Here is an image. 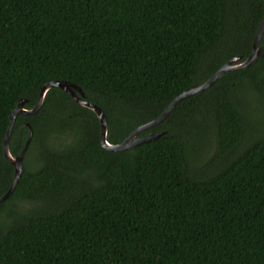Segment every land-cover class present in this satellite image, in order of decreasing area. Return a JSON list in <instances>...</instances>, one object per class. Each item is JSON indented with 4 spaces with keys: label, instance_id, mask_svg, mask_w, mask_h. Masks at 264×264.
<instances>
[{
    "label": "trees",
    "instance_id": "1",
    "mask_svg": "<svg viewBox=\"0 0 264 264\" xmlns=\"http://www.w3.org/2000/svg\"><path fill=\"white\" fill-rule=\"evenodd\" d=\"M264 0H0V196L9 113L52 80L101 108L119 143L229 58L243 61ZM258 54L179 100L120 151L59 87L15 114L0 264H264V27Z\"/></svg>",
    "mask_w": 264,
    "mask_h": 264
},
{
    "label": "water",
    "instance_id": "2",
    "mask_svg": "<svg viewBox=\"0 0 264 264\" xmlns=\"http://www.w3.org/2000/svg\"><path fill=\"white\" fill-rule=\"evenodd\" d=\"M264 27V16L262 19V22L260 24V27L257 31V34L253 40L252 43V47H251V51L249 53V55L243 60V61H239L240 57L239 56H234L229 58L223 65H221V67H219L206 81H204L203 83L197 85V86H192L188 89H185L184 91H182L178 96H176L170 103L169 105L163 110V112L154 120L147 122L143 125H140L139 127H137L136 129H134L125 139H123L121 142L119 143H109L106 140V120H105V116L101 110L100 107H98L95 103H92L90 101H88L85 98L84 92L82 91V89L75 85L74 83H71L69 81H63V80H52L49 81L47 83H45L38 94L37 97V101L35 103V105L31 108H24L23 107V99H20L17 102V105L14 109L11 110V112L9 113V125L7 127L6 133L4 135L3 138V143H2V152H3V156L4 158L10 163V165L13 167V175H12V179L10 182V185L7 189V191L0 196V201L4 200L5 198H7L11 192L13 191L19 176L21 174L22 171V159L25 153L26 148L29 145V142L31 140L32 137V131L29 127V124L26 123L27 127H28V135L26 137V140L23 144V147L21 149V151L13 156L10 153L9 150V137H10V132H11V127L13 124V119H14V115L21 113L23 115H30L32 113H34L41 105L43 97L45 92L51 88V87H59L62 90H64L73 100H75L76 102H78L80 105L88 107L90 109H92L95 114L98 117L99 123H100V132H101V136H100V144L101 146L108 150V151H120V150H124L127 148H130L132 146H135L139 143L148 141L153 139L154 137L158 136L159 134H156L154 132H150L148 133L146 136L144 137H138L136 136L137 133L141 130L144 129L145 127H149L151 125H154L156 122L160 121L163 117H165L167 115V113L169 112V110L181 99H183L184 97H187L188 95L203 90L205 88H207L208 86H210L214 80L220 76L223 72L225 71H229V70H235V69H239V68H243L247 65H249L257 56L258 54V42H259V38L261 36L262 30Z\"/></svg>",
    "mask_w": 264,
    "mask_h": 264
},
{
    "label": "rangeland",
    "instance_id": "3",
    "mask_svg": "<svg viewBox=\"0 0 264 264\" xmlns=\"http://www.w3.org/2000/svg\"><path fill=\"white\" fill-rule=\"evenodd\" d=\"M261 100H262V101H264V99H263V98H261Z\"/></svg>",
    "mask_w": 264,
    "mask_h": 264
}]
</instances>
